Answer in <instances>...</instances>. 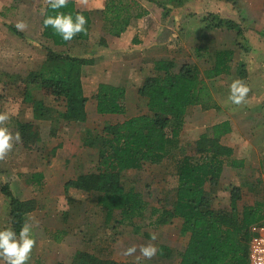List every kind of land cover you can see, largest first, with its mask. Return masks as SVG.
I'll return each mask as SVG.
<instances>
[{"label": "rangeland", "instance_id": "374dc122", "mask_svg": "<svg viewBox=\"0 0 264 264\" xmlns=\"http://www.w3.org/2000/svg\"><path fill=\"white\" fill-rule=\"evenodd\" d=\"M50 1L0 0V264L78 263L79 252L121 263L178 264L179 254L185 249L189 236L181 234L179 219L156 224L158 214L152 215V209L171 208L177 186L176 159L194 151L191 132L205 129L226 115L233 121L239 118L240 134L248 133L251 123L247 119H262L264 123V0H238L237 5L225 0H187L181 7L170 4V0H137L146 10L160 9L157 2L167 4L165 9L169 13L164 17L163 10L161 15L153 17L148 28L169 27L173 22L170 31L165 28L169 34L162 35L164 44L156 48L152 53L154 56L162 54L177 63L189 61L203 71L217 51L230 49L235 54L231 73L207 81L219 108H190L180 137L182 150L176 151L161 165L145 164L139 170L123 173V188L134 189L146 203L144 217L136 220L134 225H116V220L106 224L105 213L97 205V195L74 188L63 190L55 184L59 182L54 181L57 176L54 171L50 173L51 186L48 188L40 190L27 184L39 168L53 167L58 152L65 153L68 148L71 158L68 157V162L63 165V177L75 178L80 173L93 171L98 149L84 144L90 136L101 135L108 124L92 112L89 120L87 115L84 122H67L59 115L65 111L63 99L57 100L41 91H36L34 96L53 110V119L38 120L33 103L25 99L21 79L40 70L48 48L53 47L42 37L41 27L42 12ZM87 1L97 4L103 0L80 2ZM89 11L94 14L91 38L74 44V51L54 48L57 53L90 61L82 67L83 78L94 71L93 65L103 61L102 57L98 58V51L103 47L97 44L101 38L109 36L103 30L99 10ZM210 14L235 21L241 26L243 35L238 36L235 31L209 30V22L205 20ZM12 28L21 36L13 33ZM148 34H151L149 30ZM198 48L202 49L199 57L196 54ZM252 50L257 57L255 60L251 57ZM135 60L141 63V59ZM155 60L152 55L144 60L147 76L153 74L152 61ZM121 63L125 65L122 60ZM239 68L243 71L242 76L236 74ZM87 98L91 100L92 94ZM140 110L150 114L147 106ZM213 110L227 113L223 116L208 113ZM19 122L32 123L39 132L41 141L31 149L22 146ZM247 136L249 138L250 134ZM235 140L240 139L232 135L223 144L230 146ZM256 146L254 151L247 146H242L244 150L240 151L248 157V168L225 166L226 172L212 193L214 208H228L231 186L242 189L240 209L256 200L264 201V142L256 141ZM63 177L61 182L64 184ZM5 185L20 201L35 202L34 211L26 218L27 231L19 238L11 233L10 200L1 191ZM116 219H119L118 214ZM162 246L171 250L169 257L160 256Z\"/></svg>", "mask_w": 264, "mask_h": 264}, {"label": "trees", "instance_id": "16d2710c", "mask_svg": "<svg viewBox=\"0 0 264 264\" xmlns=\"http://www.w3.org/2000/svg\"><path fill=\"white\" fill-rule=\"evenodd\" d=\"M186 1L170 0L169 3L181 7ZM225 1L238 4V0ZM157 3L164 10L165 17L169 13L165 9L167 4ZM42 13V37L55 46L65 47L71 42L91 38L94 14L80 10L74 0H52ZM98 13L101 14L103 30L116 38L121 37L133 21L150 14L137 0H108ZM205 21L209 22V30L235 31L238 36L243 35L241 26L235 21L213 14ZM11 30L21 36L17 29ZM97 46L107 47V40L101 38ZM201 50L196 49L198 57ZM234 54L230 49L217 51L203 71L189 61L177 63L168 58L152 61L153 74L146 76L139 90L140 96L147 100L150 114L135 116L116 125L108 124L101 135L86 139L85 146L98 149L97 164L93 171L69 181L66 189L97 195V205L105 213L106 224L116 220V225H134L136 220L142 219L146 203L134 189L123 188V173L139 170L145 164L161 165L176 151L182 150L180 137L189 109L194 106L219 108L207 81L231 73ZM88 63L90 61L48 48L40 70L21 79L25 99L33 103L36 119H53V110L34 96L36 91H41L57 100L63 99L65 111L59 115L65 121H86L88 98L82 84V67ZM242 73L239 68L236 74L242 76ZM94 97L99 115L126 113L124 87L102 83ZM18 127L25 148L31 149L41 141L32 123L19 122ZM231 132L229 122L213 125L195 142L191 154L177 158V186L172 206L152 209V215L158 214L156 224L179 219L181 234L189 236L185 249L179 254L178 264H249V230L254 224L264 223V201L256 200L240 209L242 189L231 186L228 208L218 209L212 204V193L220 184L225 166L235 169L245 166L244 161L233 159V148L220 142ZM28 180L34 187L40 188L44 184L41 173L33 174ZM1 191L10 200L11 233L15 238L22 237L26 233L27 215L34 211L35 202L20 201L8 185L2 186ZM117 214L119 219H116ZM159 253L165 258L171 255V250L162 246ZM77 257L78 263L69 264H135L100 260L86 252H79Z\"/></svg>", "mask_w": 264, "mask_h": 264}, {"label": "crops", "instance_id": "0c3cea01", "mask_svg": "<svg viewBox=\"0 0 264 264\" xmlns=\"http://www.w3.org/2000/svg\"><path fill=\"white\" fill-rule=\"evenodd\" d=\"M57 1H65V0H57ZM74 1L76 2L77 7L83 11H89V10H94V9L103 10L107 2V0H103V1H99L96 4L94 1H87L84 3H81L82 0H74ZM90 6H97L98 8L90 7ZM162 11H163L162 8L149 9L150 14L140 20L133 21L131 26L127 29V31L124 34H122L121 37L116 38L110 35L106 37L107 47H103V49L98 51L99 52L98 58L102 57L103 61H100L98 62V64L93 65L92 68L94 71L90 74H87L82 79L85 96L87 97L88 94H92V97H93V98H90L91 100H88L87 105H86V112L88 115V120L91 115L90 113L92 112L94 113L95 116H98L106 120V122H108L109 125H116V124L125 122L129 118L146 114V112H143V110L141 112L140 109L143 106H147V100L143 98L142 96H140L139 94V90L148 74L146 66L143 65V63L146 58L148 59V57H150V55L153 56V60L154 58H156V60L167 58L166 56L162 54H158L154 56V54L152 53H154V51L156 50L158 46L164 44L165 37L162 35L169 34L168 32L171 30L170 26L173 24V22L170 23V25L168 24L169 27H167L166 25L159 26L156 28L157 30L148 28L150 21L153 19V17L161 15ZM165 28H169V31H166ZM148 30H149V33L151 34H148ZM81 42H71L68 46H65V47L55 46L54 44H52L53 47H50V49L54 50V48H56V50L58 51L59 49L61 50L63 49L71 50L72 49L74 51V44H78ZM253 54L254 53L252 50L251 57L254 58L255 60L257 57H255V55ZM128 58H129V61L127 60ZM135 59H138V60L141 59V63L136 61ZM121 60L122 62L124 61L125 65H122V63L119 64ZM231 71H233V69ZM102 83L110 84L113 86H121L126 89V99H125L126 113L125 114L123 115H118V114L99 115L97 113V101L94 96L97 94L98 87ZM195 107L196 108L200 107L203 110V107L201 106H198V107L194 106L193 108ZM208 113L215 115V116L216 115L223 116V115H226L227 112L224 111L225 114H223L222 110L218 112L213 110ZM237 119L233 121L231 116L227 117L226 115L225 118L223 119L221 118L219 122L216 121L212 124H208L205 129H200V131L198 130V131L191 132L190 133L192 136L191 141L196 142L200 140L201 136L206 133L209 127L216 125V124L219 125L223 122H229L232 126V132L224 136L222 140H220V142L222 143L226 142V140H229L232 135H234V137L239 138L240 140L238 141L235 140V143L231 144L229 147L233 148L234 150L233 159L244 161V164H245L244 168H248V162H247L248 157L241 155L240 151L242 152L244 150L242 149V146H247V149H251L253 151L256 150L257 149L256 141H260L263 144L264 142V133H263L264 123L263 121H261L262 119H258L257 121H255L254 119H247L248 121H250L251 124L248 130V133L244 132L246 134L245 135V134H240V129H239L240 123ZM196 122H198V120ZM248 124L249 123H247L246 125ZM261 126L263 127V129ZM237 134L238 135L240 134L239 137ZM248 134H250L249 138H247ZM243 135H244V138H243ZM79 140H83V139L79 138ZM68 149L64 151L65 153H61V151L58 152V154L56 155L54 159L53 167L43 168V169L39 168L35 172V173H41L44 176V181H43L44 184L40 188L37 187L38 189L42 190L44 189V187L48 188L49 186H51L50 173L52 171H54L57 175V176H54V181L59 182V183L55 182V184H58L61 188H63V190L64 189L66 190V184L69 181L76 180L82 174H86L84 172L80 173L76 175L75 178L73 177L67 178L66 175L63 177L62 172H65L64 170L65 166L63 165H66V163L68 162L66 160H68V157H70V153ZM70 158H69V161H70ZM226 169L227 167L224 168L221 178H223L226 172ZM62 177L65 180L64 182L65 185L61 182ZM28 181L29 180H27V184L30 185Z\"/></svg>", "mask_w": 264, "mask_h": 264}, {"label": "built area", "instance_id": "2783aa9c", "mask_svg": "<svg viewBox=\"0 0 264 264\" xmlns=\"http://www.w3.org/2000/svg\"><path fill=\"white\" fill-rule=\"evenodd\" d=\"M249 264H264V223L250 227Z\"/></svg>", "mask_w": 264, "mask_h": 264}]
</instances>
